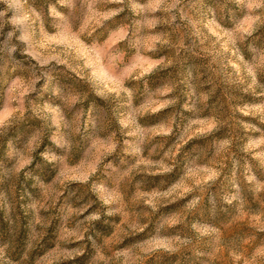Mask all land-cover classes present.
Listing matches in <instances>:
<instances>
[{"label": "clouds", "instance_id": "clouds-1", "mask_svg": "<svg viewBox=\"0 0 264 264\" xmlns=\"http://www.w3.org/2000/svg\"><path fill=\"white\" fill-rule=\"evenodd\" d=\"M107 4L125 5L136 15L162 10L169 17L147 21L133 18L127 29L120 28L121 39L126 47L135 48L136 54L144 51L136 47L139 42L135 39L144 25L156 28L179 20L187 29L186 36L202 35L199 30L193 32L197 25L214 26L217 35L222 37L215 42L216 79H202L200 70L189 62L179 68L177 82L166 86L158 107L150 112H138L134 104L137 85L125 86L122 79L114 78L121 69L113 67L112 53L102 49L93 36L98 30L110 36L115 30L110 22L124 11L123 7L97 11L98 6ZM189 13L197 19L193 20ZM6 26H10L7 31ZM66 31L81 46L84 45L81 36L91 38L87 45L89 52L102 49L108 61L107 71L114 75L101 79L94 68L98 58L84 60L75 45L48 43L52 34L61 35ZM157 42L160 47H173L167 36L157 37ZM160 47L153 45L147 52L159 53ZM180 47L187 52L198 45L192 41L191 46L181 44ZM17 53L23 59H17ZM175 67L174 61L161 56L151 60L133 79L139 82L145 75ZM69 70L80 80L69 79ZM217 82L230 90L233 114L240 113L264 125V0H213L208 5L204 0H148L143 4L136 0H0V213L7 225L0 231V264H43L56 250H59L56 264H69L83 257L89 246L97 253L93 259H103L104 264H138L141 256L161 250L175 254L192 246L197 239L220 240L230 258L243 252L244 264H264V240H258L256 246L244 252V232L221 239L219 223L231 217L237 205L243 206L249 192L264 187L247 164L242 179L236 178L239 162L235 159L231 176L223 169H201L208 188L202 209L208 227L183 238L179 235L168 238L166 229L170 225L160 213L161 205L173 196L175 184L163 191L153 189L151 197L145 195L135 201L139 207L126 204L131 189L125 192V185L135 178L134 186L139 189L159 174H143L140 165L144 163V153L155 148L152 141L156 136L169 137L173 133V128L163 123L145 129L138 117L169 109L172 124L181 132L199 127L193 136L215 143L214 134L222 131V125L215 117L209 119L206 111H218ZM85 86L89 94L83 92ZM144 87H148L146 80ZM241 94L252 96L255 102H242L237 99ZM239 124L245 137L240 151L250 153L251 149L258 148L260 167L264 168V130L243 119ZM180 139L184 137L181 135ZM219 143L225 151L232 144L230 139ZM101 144L107 147L98 153ZM118 151L123 153L119 163ZM125 158L129 159L127 167ZM83 159L91 160L87 171L79 167ZM69 163L76 167H67ZM162 167L163 172L173 171L172 167ZM218 181L226 186L223 195L215 191ZM199 203V197L194 198L188 207ZM149 213L155 214L154 234L118 250L103 249L100 238L104 233L97 228L98 224L115 227L121 236L134 238L148 227L142 217ZM119 217H124L121 224L116 223ZM53 222L56 249H48L41 255L37 251L44 247L41 232L52 228ZM257 231L264 233V224ZM21 232L24 233L22 246ZM118 239L123 244V239ZM102 250L105 254L100 257ZM196 255L204 264L205 252ZM86 264H92V260Z\"/></svg>", "mask_w": 264, "mask_h": 264}, {"label": "rangeland", "instance_id": "rangeland-1", "mask_svg": "<svg viewBox=\"0 0 264 264\" xmlns=\"http://www.w3.org/2000/svg\"><path fill=\"white\" fill-rule=\"evenodd\" d=\"M136 2L143 4L147 3L148 0H136ZM212 2L213 0H204L205 5L212 4ZM121 7L124 8V11L120 12L110 22L115 29L111 35L109 36L107 33L101 34L102 30H98L93 36L97 37V42L102 46V49H107L112 53L111 64L113 67H119L121 69L119 76H114V78L122 79L125 86L137 85L134 104L138 112H150L152 108L158 107L166 86L170 83L177 82L179 68L189 62L194 63L195 67L200 70L202 79H216L217 65L213 61V56L216 46L215 42L222 37L217 35L214 26L209 24L206 28H200L197 25L193 29V32L199 30L202 35L189 34L186 36L187 29L184 23L179 20L173 24L157 25L156 28H148L144 25L135 36L136 41L139 42L136 47L143 48L144 51L136 54L135 48L126 47V42L121 39L123 33L120 31V28L127 29L133 18L147 21L151 19L165 20L169 19V17L162 10H157L155 13L142 12L136 15L129 7L118 4L101 5L98 6L97 11L106 12ZM189 14L192 15L193 20L197 19L193 13ZM9 28L10 26H6L5 31L9 30ZM17 34L19 35V33ZM164 36H167L173 47H160L157 42V37L163 38ZM80 39L84 41L83 46L78 43L70 31H66L61 35L52 34L48 43L53 46L61 42L67 45H75L79 48V54L84 60H89L92 56L98 58L94 68L101 79L109 75H114L107 71L106 64L108 61L104 59L102 49H98L96 53H90L87 45L90 44L91 38L84 35ZM192 41H195L198 47L192 48L191 51L186 52L184 48L180 47L181 44L186 47L191 46ZM153 45L160 47L159 53L147 52V49ZM24 47H27V45H24ZM29 50L31 51V49ZM16 56L17 59H23L19 56V53ZM161 56H164L166 60L174 61L176 67L164 71H157L151 75H145L139 82L133 79L148 67L151 60L159 59ZM69 79L80 80L71 70H69ZM145 80L148 82L147 88L144 87ZM81 83L83 82L81 81ZM217 89L219 90V94L215 97V100L218 111H206L209 119L215 117L220 120L222 125V131L214 134L216 137L215 143L206 141L204 138L193 136V133L199 131V127L181 132L176 125L172 124L173 117L169 109H161L160 112L153 116L138 117L141 125L145 129L151 128L154 124L163 123L166 126L172 127L173 133L169 137L156 136L152 141L155 148H150L144 153V163L140 165V168L143 169V174H147L148 172H158L159 174L150 178V183L139 189H136L134 186L135 178L132 179L130 184L125 185V192L131 189V195L128 197L126 204L131 205L133 208L139 207L135 201L142 199L145 195L151 197L153 195V189L163 191L175 184L176 188L173 196L160 207V213L163 219H166L170 225L166 229V234L170 239L178 235L183 238L184 235H191L197 229L208 227L202 211L208 195V188L204 185L205 175L201 172L202 168L207 167L211 170L223 169L231 176L234 171L232 160L235 159L239 162L235 169L237 179H242L244 165L247 164L251 169V173L256 176L261 185H264V168L260 167L261 157L259 155V149L253 148L250 150V153L240 151L245 137L239 121L243 119L245 122L256 123L262 130H264V125L259 124L258 121L251 117H243L240 113L233 114L230 106L233 97L230 94V90H226L219 82H217ZM77 91L80 90L78 89ZM83 92L89 94L90 90L85 86ZM237 99L245 103L255 102L254 98L250 95L241 94ZM188 115L190 114L185 113V116ZM192 115L195 118V115ZM199 118L204 117L200 116ZM181 135L184 139H180ZM256 135L259 136L260 134L258 133ZM189 136L193 138L188 139ZM116 139L119 140V134H117ZM223 139H230L232 142L228 151H225L220 146L219 141ZM120 143L122 144L123 141L120 140ZM106 147V144H101L98 147V153H103ZM194 148L195 151H193ZM165 153L169 155L166 156ZM189 155H191V159H189ZM121 157H123V153L118 151L117 163H119V158ZM128 163L129 159L125 158V167L128 166ZM132 163H135V160H132ZM185 164H188L189 167H184ZM90 165L91 160L83 159L79 161V167L83 171H87ZM162 166L172 167L173 171L170 173L163 172ZM67 167L73 168L76 165L69 163ZM161 180L164 181V184H160ZM252 187L255 188V184ZM214 188L218 195H223L226 191V186L220 181L216 182ZM80 190L83 191V188L81 187ZM41 194H43V191ZM101 195H107V193L101 192ZM197 197H199L200 203L193 208H189L188 205ZM154 215L149 213L142 217L143 222L148 227L143 233L134 238L121 236L115 227L109 228L105 225L98 224L97 228L104 233V236L100 238L103 249L118 250L136 241L146 240L150 234L156 232L152 222ZM197 218H199V222H197ZM21 219L24 223L27 222L23 217ZM122 219L124 217L117 218L116 223L121 224ZM261 224H264V187H260L254 192H249L244 198L243 206L237 205L232 216L219 223L221 239L233 233L244 232V252H247L250 248L257 245L258 240H264V233H258L257 231L258 226ZM55 227L56 224L53 222L52 228L46 232H41V236L43 237L41 243L44 247L37 249L41 255L48 249H56ZM121 227H125V225H121ZM6 228L7 225L3 221V213H0V231ZM118 237L123 239V244L120 243ZM19 240L22 246L24 240L23 232H21ZM58 251L51 252L43 264H56L55 258ZM200 251L205 252V257L203 258L204 264H244L245 256L243 252L238 254L236 258H230L231 254L226 252L220 240L210 241L201 239H197L192 246L182 248L175 254L170 255L161 250L151 255L141 256L138 264H201V258L196 255ZM104 254L105 251L102 250L99 256L103 257ZM96 256L97 253L89 246L83 257H78L76 261L69 262V264H86L89 260H92V264H104L103 259H93Z\"/></svg>", "mask_w": 264, "mask_h": 264}]
</instances>
